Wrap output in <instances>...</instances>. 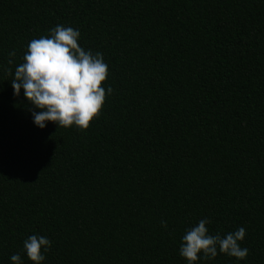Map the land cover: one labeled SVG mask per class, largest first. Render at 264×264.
I'll return each instance as SVG.
<instances>
[{
  "label": "trees",
  "instance_id": "16d2710c",
  "mask_svg": "<svg viewBox=\"0 0 264 264\" xmlns=\"http://www.w3.org/2000/svg\"><path fill=\"white\" fill-rule=\"evenodd\" d=\"M57 25L108 65L87 130L37 127L11 85ZM205 218L249 255L197 264H264V0H0V264L32 235L42 264H187Z\"/></svg>",
  "mask_w": 264,
  "mask_h": 264
},
{
  "label": "clouds",
  "instance_id": "9594fccd",
  "mask_svg": "<svg viewBox=\"0 0 264 264\" xmlns=\"http://www.w3.org/2000/svg\"><path fill=\"white\" fill-rule=\"evenodd\" d=\"M80 33L72 27L57 25L50 36L32 39L23 56V62L15 68L11 81L14 94L19 97L21 89L27 100L39 111L32 116L37 127L44 129L47 122L59 128L76 127L87 130L99 117L106 100L102 86L108 79L109 69L102 53L83 49L78 40ZM15 52L9 53L7 63L11 65ZM12 75V69H7ZM113 92L111 86L107 94ZM162 226L167 223L162 221ZM211 221L202 219L182 237L180 255L187 264H197L200 255L204 259H215L219 253L243 261L249 249L241 247L246 230L240 227L226 235H210L207 225ZM52 241L46 236L32 235L24 241V250L33 264H42L43 253L50 251ZM12 264H22L21 255L11 256Z\"/></svg>",
  "mask_w": 264,
  "mask_h": 264
}]
</instances>
